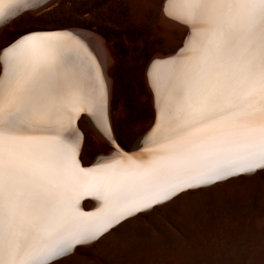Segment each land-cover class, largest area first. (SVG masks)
<instances>
[{"label":"snow or ice","instance_id":"1","mask_svg":"<svg viewBox=\"0 0 264 264\" xmlns=\"http://www.w3.org/2000/svg\"><path fill=\"white\" fill-rule=\"evenodd\" d=\"M18 7L0 0V22ZM164 12L188 34L149 69L156 117L145 146H115L90 168L77 158L78 117L111 142L92 55L42 31L0 48V264H60L182 192L264 170V0H168Z\"/></svg>","mask_w":264,"mask_h":264},{"label":"rangeland","instance_id":"2","mask_svg":"<svg viewBox=\"0 0 264 264\" xmlns=\"http://www.w3.org/2000/svg\"><path fill=\"white\" fill-rule=\"evenodd\" d=\"M163 2L52 0L47 8L37 13L24 10V16L22 12L2 27L0 48L30 31L79 29L98 36L111 59L106 69L112 88L108 118L119 145L130 150L153 118L146 67L155 57L174 53L185 36V29L161 20ZM79 125L84 134L81 160L90 164L108 146L93 136L87 121ZM260 171L182 194L126 221L60 264H264V170Z\"/></svg>","mask_w":264,"mask_h":264},{"label":"bare ground","instance_id":"3","mask_svg":"<svg viewBox=\"0 0 264 264\" xmlns=\"http://www.w3.org/2000/svg\"><path fill=\"white\" fill-rule=\"evenodd\" d=\"M18 4H19V7L17 9V12H18V15L20 13H22L24 10H27L29 11L30 13L32 12H36V11H40L41 9H44V8H47L48 6H50V2H48L47 0H17ZM168 2V0H164L163 2V6H162V16H161V20H163L164 23L168 24L169 26H172V27H180L182 29H185V36L183 38V41L180 45V47H178L176 49V51L168 56H165L164 58L163 57H155L154 59H152L148 66L146 67V71H145V79H146V84H147V87L150 91V94H151V102H152V105H153V118H152V121L149 125V127L147 128V130L139 137V139L137 140V142L135 143L134 147H132V149L130 150H126L124 148H122L121 145H119L118 141L116 140V136H115V133L113 131V127H112V123H111V118L109 116L108 118V108L110 106V97H111V80L108 76V73H107V67L110 66V63H111V59H110V56L108 55V52L105 48V46L103 45V42H101L102 40L98 38V36H95L93 33H90L88 31H84V30H79V29H75V30H59V31H53L54 33H68V32H71V33H68L70 35H72L73 37H75L77 40L80 41V43L87 49V51L92 55L96 65L99 67L100 69V73L103 77V80H104V84H105V88H106V92H107V102H106V106H105V113H104V116H105V120H106V127L108 130H110L109 128V125L111 127V134L116 142V145L124 150L125 152H138L140 148L144 147L145 146V137L148 135L149 131L151 130L154 122H155V117H156V97H155V94L153 92V88L151 86V84L149 83V69L152 65V62L154 60H158V59H166V57H170V56H173L175 55V53L183 46V42L188 34V28L185 24L175 20V19H172L170 17H168L165 12H164V5ZM25 12V11H24ZM24 12H23V16H24ZM37 13V12H36ZM18 15L17 16H14L13 18L9 19L7 22H0V30L2 31V27H7L8 24H10L12 21H14V19L18 18ZM21 15V14H20ZM19 15V16H20ZM22 17V16H21ZM160 19V18H159ZM160 21V20H159ZM163 23V24H164ZM161 25V24H160ZM162 26V25H161ZM167 28V27H165ZM4 30V29H3ZM0 31V32H1ZM65 31V32H63ZM47 32V31H46ZM72 33H74L75 35H73ZM110 113V112H109ZM82 120H85L87 121L88 123V127H89V130L91 131V133L93 134V136L102 141L103 143L107 144L108 146V151L102 155H100L99 157H97L94 161H92L90 164H84L81 160V147H82V143H80V151L78 153V160L80 161V164L82 167H89L92 165V167L94 165H96L97 163H102L104 162V160L106 158H108L109 156H111V154L113 153V151H115V148L113 147L114 144L112 142L113 139L111 137V142L109 141V139L106 137L105 135V130L104 128H101L97 125V122L96 120L92 117V116H89L87 113H82L77 121H76V127L78 129V132H79V135L81 137V134H83V132L81 133V131L79 130L80 129V122ZM110 121V123H109ZM109 123V125H108ZM84 135V134H83ZM82 135V137H83ZM82 139V138H81ZM90 168V167H89ZM257 170V173L255 172L254 175L260 173L261 171ZM246 175H252V174H245V175H241V176H246ZM241 176H238V177H234L236 179H241ZM234 178H229L227 181H222V182H217L216 184L212 185V186H207L208 188H211V187H214L216 185H219V184H223V183H226V182H229V181H232L234 180ZM207 187H201V188H198V189H190V190H187L186 192H182L178 195L181 196L182 194H185V193H189V192H195V191H200V189H204V188H207ZM207 188V189H208ZM205 190V189H204ZM177 197V198H178ZM174 199L176 198H173L171 201H169L168 203L172 202ZM82 201V209L84 211H92L94 210V208L97 206V201H95L93 198L91 197H85L84 199L81 200ZM167 203V202H166ZM167 203V204H168ZM84 204H88L89 205V208L87 209H84ZM165 205L162 204L161 206ZM160 206V205H159ZM157 208V206H155L153 209H151L152 211L155 210ZM150 210H147V211H143V212H140L138 214H136V216L134 218H137L139 216H141V214H144L146 212H148ZM132 218H129L128 220H130ZM127 220V221H128ZM125 222H123L122 224H124ZM121 224V225H122ZM119 225V226H121ZM118 226V227H119ZM118 227H116L115 229H117ZM112 233V231H110L108 234ZM107 234V235H108ZM107 235H105L104 237H106ZM103 237V238H104ZM103 238H101L98 242H100ZM98 242L94 243L92 246L96 245ZM83 248H86V247H78L77 251L75 253H77L79 251V249H83ZM72 256V255H71ZM71 256H69L68 258H70ZM67 259V258H66ZM64 260V259H63ZM61 260V261H63ZM60 261V262H61Z\"/></svg>","mask_w":264,"mask_h":264},{"label":"water","instance_id":"4","mask_svg":"<svg viewBox=\"0 0 264 264\" xmlns=\"http://www.w3.org/2000/svg\"><path fill=\"white\" fill-rule=\"evenodd\" d=\"M47 1L50 2V1H52V0H47ZM70 30H74V29H70ZM63 32H65V31H63ZM68 33H71V32H68ZM72 34L75 35L74 33H72ZM163 58H164V57H163ZM166 58H167V57H166ZM112 143L114 144L113 147L115 148V146H117L116 143H115V142H112ZM121 150H122V149H121ZM122 151H124V150H122ZM124 152H125V151H124ZM127 153H133V152L130 151V152H127ZM97 157H98V156H97ZM97 157H96V158H97ZM96 158H94L92 161H94ZM89 167H92V165L89 166ZM89 167H84V168H89ZM259 171H260V170H259ZM256 172H257V171H256ZM254 173H255V172H254ZM240 176H241V175H240ZM81 204H82V201H81ZM81 207H82V205H81ZM82 208H83V207H82Z\"/></svg>","mask_w":264,"mask_h":264}]
</instances>
